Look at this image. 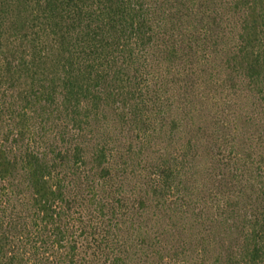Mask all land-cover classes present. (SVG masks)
Listing matches in <instances>:
<instances>
[{"label":"trees","instance_id":"obj_1","mask_svg":"<svg viewBox=\"0 0 264 264\" xmlns=\"http://www.w3.org/2000/svg\"><path fill=\"white\" fill-rule=\"evenodd\" d=\"M215 1L0 0V264H211L208 241L165 243L142 223L148 208L178 216L197 204L207 211L197 222H210L203 231L219 226L234 237L215 264H264V159L248 149L219 159L229 174L210 179L205 193L182 174L176 154L153 167L132 157L146 190L137 201L124 187L129 155L122 152L119 162V149L93 135L111 108L121 122L132 114L150 136L144 96L153 92L142 86L150 79L142 58L161 47L171 59L207 53L222 27V16L205 8ZM228 2L238 23L236 33L230 28V78L244 77L264 96V0ZM162 22L172 26L163 31ZM183 74L172 82L185 95L180 90L192 78ZM247 173L260 192L261 207L251 214L247 202L236 207ZM224 185L236 189L222 196Z\"/></svg>","mask_w":264,"mask_h":264},{"label":"rangeland","instance_id":"obj_2","mask_svg":"<svg viewBox=\"0 0 264 264\" xmlns=\"http://www.w3.org/2000/svg\"><path fill=\"white\" fill-rule=\"evenodd\" d=\"M216 2L217 5L209 2L205 8L212 14L217 12V16H222L220 19L222 27L214 32V38L219 44L209 42L207 53L204 54L202 48H199L201 51L199 54L186 53L183 55L186 57L184 60L171 59L163 47L160 51L156 49L146 51L147 57L142 58L141 63H146L150 71V79L142 86L147 87L146 85L149 84L153 92L149 93V96H144L151 105V111H146V116L151 120L148 130L150 136L147 137V134L141 130L143 123L140 120L135 121L132 114L127 118V122H121V118L111 108L104 110L102 121L94 126L95 141L108 143L111 148L119 149L116 157L119 162H121L119 155L122 152L129 155L127 177H131V180L125 182L124 187L137 201L142 198L141 195L145 194L146 190L142 188L141 167L132 166V157L135 159L143 157L145 162L151 163L153 167L160 160H167L168 157L176 154L181 157L179 160L181 165H186L182 174L188 175V178L192 179L191 182L198 183L202 188L201 191L205 193L207 188L209 191L213 188L210 179L229 174L227 168L219 167V159L236 156L239 153L241 155L247 149L253 151L257 160L264 159V96L250 89L244 77L230 78L235 76V73L228 69L226 61L236 36L230 32V28L238 25L237 17L230 9L228 0H218L215 4ZM215 8L218 10H214ZM162 25L163 31L169 30L168 27L172 26L167 22H162ZM235 29L234 27V33H236ZM166 39L168 40V37ZM189 59L192 60V65ZM190 67L195 71L190 70ZM180 70L184 73L183 77L188 79L191 75L192 78L186 89L180 90L186 91L185 95L180 93L179 88L172 82L174 75ZM146 78L147 75L144 79ZM154 79H158L161 84L156 86ZM160 95L163 99H156ZM141 105L148 110L142 100ZM174 121H178L179 125L176 126V130L171 131L170 126ZM140 148L143 149L141 156H139ZM234 167L242 169L244 162H238ZM262 167L264 173V165ZM248 177L247 173L242 185L239 184L243 196L236 207L238 211V207L244 208L243 204L247 202L250 204L248 212L251 214L253 209L260 208L261 204L260 201L258 203L260 192L257 181L249 180ZM249 184H253L252 191L247 190ZM231 189L236 187L229 188L224 185L220 194L228 193ZM201 194L203 195L202 192ZM202 206V204L192 206L185 213L182 212L183 215L178 216L158 210L154 212V209L148 208L149 211L142 223L151 230L149 234L156 235L165 243L172 244L175 239L190 240L189 243L192 244L208 241L209 254L206 262L215 264L220 253L227 255L230 244H234V237L230 233L224 234V228L219 226L216 229L218 233L203 231L202 229L209 227L210 222L206 220L202 226L197 222V219H200L197 214L200 210L204 211ZM237 220L241 218L238 217ZM225 228L228 229V225L225 224ZM220 232L225 238V243L217 242L221 237ZM206 233L210 236H205Z\"/></svg>","mask_w":264,"mask_h":264}]
</instances>
